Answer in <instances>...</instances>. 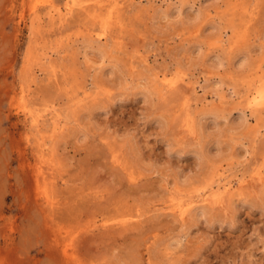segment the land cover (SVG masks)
Masks as SVG:
<instances>
[{
    "label": "rangeland",
    "instance_id": "374dc122",
    "mask_svg": "<svg viewBox=\"0 0 264 264\" xmlns=\"http://www.w3.org/2000/svg\"><path fill=\"white\" fill-rule=\"evenodd\" d=\"M0 264H264V0H0Z\"/></svg>",
    "mask_w": 264,
    "mask_h": 264
}]
</instances>
